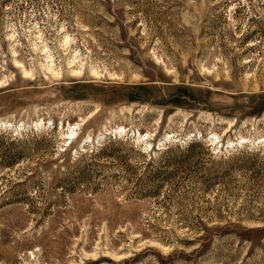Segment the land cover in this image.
I'll list each match as a JSON object with an SVG mask.
<instances>
[{
    "label": "rangeland",
    "instance_id": "rangeland-1",
    "mask_svg": "<svg viewBox=\"0 0 264 264\" xmlns=\"http://www.w3.org/2000/svg\"><path fill=\"white\" fill-rule=\"evenodd\" d=\"M257 95L264 0H0V264H264Z\"/></svg>",
    "mask_w": 264,
    "mask_h": 264
},
{
    "label": "trees",
    "instance_id": "trees-1",
    "mask_svg": "<svg viewBox=\"0 0 264 264\" xmlns=\"http://www.w3.org/2000/svg\"><path fill=\"white\" fill-rule=\"evenodd\" d=\"M133 98V97H132ZM254 106H256L257 108H260V110H264V95H257L255 96L254 99ZM4 136V135H0V138ZM18 140V138H17ZM21 141L20 139L18 140V142ZM105 147V146H103ZM102 149H106L102 148ZM207 148H205L204 143L199 142V141H191L190 143L186 144V145H179L177 144L175 147L172 146H167L166 149H163L161 154L163 156H175L177 157L176 160H172L169 161L170 164L172 165H182V167H185L184 169H188L189 165L191 164L192 158L193 157H197L199 156V154H204ZM174 151H178V155L174 154ZM209 153V152H208ZM123 159V157H122ZM20 160V155L19 152L13 154V155H7L5 156V158H3V160L0 162V165L4 166V167H14V165H16ZM257 160H261L260 158V154L259 153H255V152H245L242 149H237L235 153H232V155L224 158L222 157L220 163L217 164H222V163H228V164H232V165H236L238 162H242V165L249 168V166H254L256 164ZM260 173H262V171H260ZM246 219L249 220H260L264 222V219H262V217H257L254 214L245 216ZM225 217L223 216H218L216 218V220L218 222L223 221ZM197 226H199L198 228L203 229L205 231H208L207 229H205V224L203 222H200Z\"/></svg>",
    "mask_w": 264,
    "mask_h": 264
}]
</instances>
